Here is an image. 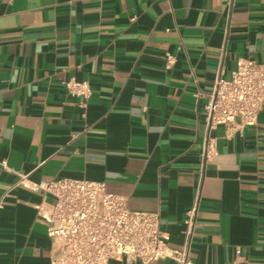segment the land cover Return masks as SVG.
Wrapping results in <instances>:
<instances>
[{"label": "crops", "instance_id": "0c3cea01", "mask_svg": "<svg viewBox=\"0 0 264 264\" xmlns=\"http://www.w3.org/2000/svg\"><path fill=\"white\" fill-rule=\"evenodd\" d=\"M239 59L264 65V0H0V199L13 188L0 264H50L35 206L52 200L22 176L105 183L159 213L173 249L201 185L194 262L264 264V108L254 127L213 131L206 112ZM209 133L218 155L203 166Z\"/></svg>", "mask_w": 264, "mask_h": 264}, {"label": "built area", "instance_id": "2783aa9c", "mask_svg": "<svg viewBox=\"0 0 264 264\" xmlns=\"http://www.w3.org/2000/svg\"><path fill=\"white\" fill-rule=\"evenodd\" d=\"M168 64L173 58L168 57ZM66 89L73 98L92 96L87 82L71 80ZM264 108V65L253 59H239L230 79L217 80L206 106L209 131L238 124H258ZM218 155L217 138L209 133L201 164ZM1 166L7 169L6 163ZM17 186L43 192L51 202L36 205L37 219L47 226L52 243L50 264H153L171 260L174 264H196L192 241L199 210L200 187L184 222L183 245L173 249L161 232L159 213L132 211L128 198L110 194L102 182L63 178L31 184L22 176ZM12 187L0 199V210ZM238 254L240 252L238 251Z\"/></svg>", "mask_w": 264, "mask_h": 264}]
</instances>
